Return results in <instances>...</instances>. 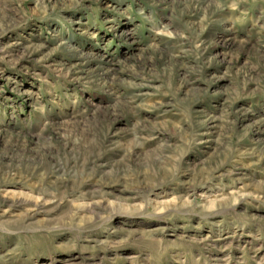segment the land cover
Listing matches in <instances>:
<instances>
[{
	"label": "rangeland",
	"instance_id": "1",
	"mask_svg": "<svg viewBox=\"0 0 264 264\" xmlns=\"http://www.w3.org/2000/svg\"><path fill=\"white\" fill-rule=\"evenodd\" d=\"M0 264H264V0H0Z\"/></svg>",
	"mask_w": 264,
	"mask_h": 264
}]
</instances>
